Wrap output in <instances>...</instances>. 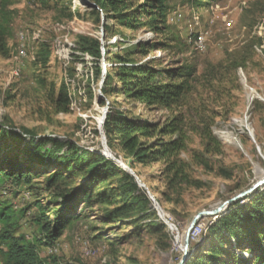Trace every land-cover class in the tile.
Here are the masks:
<instances>
[{
	"label": "rangeland",
	"instance_id": "rangeland-1",
	"mask_svg": "<svg viewBox=\"0 0 264 264\" xmlns=\"http://www.w3.org/2000/svg\"><path fill=\"white\" fill-rule=\"evenodd\" d=\"M196 1L166 0L168 32L157 38L148 27H114L99 13L100 21L113 29L103 35L101 22H97L94 10L84 0H11L9 32L0 48V121L7 127L31 131L37 137L52 138L63 150L72 145L77 150L102 154L132 178L146 201L149 220L161 227L158 231L157 227L147 226L150 222H143L138 230L122 224L112 228L102 224L98 208L80 205L76 208L80 217L73 220L54 246L37 245L41 263L177 264L193 217L216 209L264 177V0H212L200 10ZM127 2L137 6L143 0ZM68 13L73 15L72 20H67ZM79 36L101 42L103 57L99 62L75 50ZM165 38L175 41L172 50L155 51L145 59L165 56L160 64L163 68L195 60L200 75L208 62L217 64L227 58L240 61L248 56L245 68L235 72L240 89H234L231 97L224 100L235 105L231 115L225 120L217 118L211 129L222 144L223 153L211 159L210 169L190 166L191 177L202 183V188H187L183 202L176 207L162 196L166 186L161 175L164 164L131 165L119 144L107 146L102 131V119L113 102L130 117L150 123H164L171 117L169 111L148 109L123 95L103 93L106 75L115 66V53L127 43ZM123 39L126 44L118 47ZM44 47L50 53L45 64L41 56ZM201 83L202 80L193 83L192 92L184 99L183 111L204 105L212 109L210 94ZM62 86L70 100L67 113H57L53 105ZM226 87L231 84L226 83ZM188 144L189 150L201 151L198 137L191 135ZM181 158L190 162L187 154ZM219 161L232 173L230 179L219 175ZM41 181L43 177L36 178L33 186H39ZM35 194L25 185L9 181L0 185V202L23 214L18 235L26 239L38 235L33 224L35 201L39 199L44 205L48 199L45 192H40L39 198ZM212 221L215 220L200 221L191 235L190 246L201 242Z\"/></svg>",
	"mask_w": 264,
	"mask_h": 264
},
{
	"label": "trees",
	"instance_id": "trees-1",
	"mask_svg": "<svg viewBox=\"0 0 264 264\" xmlns=\"http://www.w3.org/2000/svg\"><path fill=\"white\" fill-rule=\"evenodd\" d=\"M88 1L97 22H101L99 13H103L114 27L119 25L126 30L148 27L157 38L168 32L166 0H143L137 6L127 0ZM211 1L197 0V10L208 7ZM11 4V0H0V48L9 32ZM144 17L146 21L142 23ZM66 18L72 20L73 15L68 13ZM101 30L103 35L113 31L105 21L101 22ZM173 42L165 38L137 41L134 45L127 43L114 54V69L103 82L106 96L123 95L148 109L169 111L171 117L164 123H150L130 117L113 102L102 131L107 146L119 144L131 165L164 164L161 175L166 186L162 196L166 203L176 207L183 202L187 188H202V183L191 177L190 166L210 169L211 159L223 153V146L211 129L217 118L225 120L231 115L235 105L224 100L231 97L234 89H240L235 72L245 68L248 56L240 61L227 58L217 64L208 62L200 75L195 60L165 68L160 65L165 56L145 60L155 51L172 50ZM121 43L126 41H119L117 46ZM75 50L96 62L103 57L101 42L95 39L77 37ZM49 55L44 47L41 51L44 64ZM230 74L233 77L228 79ZM201 80L203 90L210 94L212 109L204 105L183 111L184 99L192 92L193 83ZM226 83L231 87H226ZM53 105L57 113L68 112L70 100L64 86L58 90ZM191 135L199 138L201 151L189 150ZM182 154H187L190 162L182 159ZM218 165L219 175L230 179L232 173L221 161ZM38 177H43V181L33 186ZM5 181L28 186L38 198L40 192H45L48 199L44 205L39 199L34 203L33 224L38 235L30 239L18 235L23 214L0 202L2 264H43L38 258L37 245L54 246L73 220L80 217L76 208L84 204L101 211L103 225L112 228L118 224L130 225L138 230L143 222H150L147 226L161 231L160 226L149 220L146 201L139 195L132 178L118 170L111 160L97 152L77 150L72 145L63 150L52 138L37 137L31 131L7 127L0 121V185ZM185 264H264V189L231 205L222 217L212 221L201 242L190 246Z\"/></svg>",
	"mask_w": 264,
	"mask_h": 264
},
{
	"label": "water",
	"instance_id": "water-1",
	"mask_svg": "<svg viewBox=\"0 0 264 264\" xmlns=\"http://www.w3.org/2000/svg\"><path fill=\"white\" fill-rule=\"evenodd\" d=\"M86 5H88L89 7L92 6V5L90 6V4H86ZM102 120L104 122L105 116L103 117ZM103 122H102V125H103ZM259 189H264V178L255 182L248 189L236 193L234 196H232L227 201L222 203L216 209H212V210H208V211H201V212L197 213L193 217V219L191 220L190 224L188 225V227L185 231L184 242H183V253H182V256H181V258L177 264H185L186 263L187 258H188V250L190 248L191 235L194 232L195 228L200 223V221L207 219V218H211L213 220L219 219L220 217H222L226 213L227 209L231 205H233L239 201H243V200L247 199L248 197L252 196Z\"/></svg>",
	"mask_w": 264,
	"mask_h": 264
},
{
	"label": "bare ground",
	"instance_id": "bare-ground-1",
	"mask_svg": "<svg viewBox=\"0 0 264 264\" xmlns=\"http://www.w3.org/2000/svg\"><path fill=\"white\" fill-rule=\"evenodd\" d=\"M84 1H85V3H87L86 0H84ZM133 44H135V43H133ZM235 124H236V125H240L239 122H236ZM246 129H247V127H246ZM260 158H261V157H260ZM253 167H254V166H253ZM255 167H256V166H255ZM254 169H255V168H254ZM256 169H257V168H256ZM260 170H261V169H260ZM255 173H256V172H255ZM262 178H264V177H262ZM167 218H168V217H167ZM89 252H90V251H89Z\"/></svg>",
	"mask_w": 264,
	"mask_h": 264
},
{
	"label": "built area",
	"instance_id": "built-area-1",
	"mask_svg": "<svg viewBox=\"0 0 264 264\" xmlns=\"http://www.w3.org/2000/svg\"><path fill=\"white\" fill-rule=\"evenodd\" d=\"M168 220H170V219H168ZM170 221H172V220H170ZM196 228H198V226L196 227ZM196 228H195V230H196ZM195 233V232H194ZM194 235V234H193Z\"/></svg>",
	"mask_w": 264,
	"mask_h": 264
}]
</instances>
